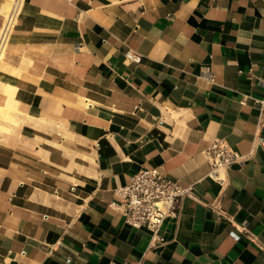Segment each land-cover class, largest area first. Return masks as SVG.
<instances>
[{"label":"crops","instance_id":"0c3cea01","mask_svg":"<svg viewBox=\"0 0 264 264\" xmlns=\"http://www.w3.org/2000/svg\"><path fill=\"white\" fill-rule=\"evenodd\" d=\"M263 78L264 0H24L0 65V264H264ZM216 139L243 160L225 186ZM143 168L194 195L155 241L111 208Z\"/></svg>","mask_w":264,"mask_h":264},{"label":"built area","instance_id":"2783aa9c","mask_svg":"<svg viewBox=\"0 0 264 264\" xmlns=\"http://www.w3.org/2000/svg\"><path fill=\"white\" fill-rule=\"evenodd\" d=\"M24 0H11V6L0 25V61L5 54L10 37ZM127 62H139V56L128 51ZM263 88V99L258 101L260 113L264 118V78L260 80ZM262 142L263 139H260ZM210 170L208 177L220 186L227 185L225 171L235 162L243 161L223 140L216 139L203 151ZM120 200L111 204L123 217L126 225L138 229L146 228L151 232L153 240L166 219L177 220L183 211V203L187 198H194L192 189L178 184L177 181L164 176L157 168H143L129 176L126 184L117 190ZM219 215L223 214L219 212ZM245 232L243 227L236 228ZM250 241L257 243L255 236L248 233ZM161 240V239H159ZM264 251V247H262ZM126 264V263H110Z\"/></svg>","mask_w":264,"mask_h":264},{"label":"bare ground","instance_id":"6f19581e","mask_svg":"<svg viewBox=\"0 0 264 264\" xmlns=\"http://www.w3.org/2000/svg\"><path fill=\"white\" fill-rule=\"evenodd\" d=\"M11 6V1H6V3L4 5H2V7L0 8V14L4 15V17L6 16L9 8ZM2 60V59H1ZM0 65H1V61H0ZM5 106H1L0 105V113L3 114L5 113L6 114V119L8 120V122H14L15 118L12 116L13 113L16 111L15 110V107L10 105L8 102H5L4 104ZM17 113V112H16ZM4 120V119H3ZM6 121V120H5Z\"/></svg>","mask_w":264,"mask_h":264}]
</instances>
